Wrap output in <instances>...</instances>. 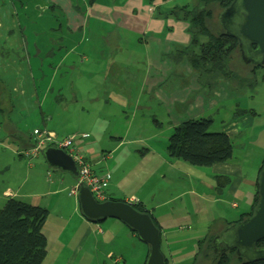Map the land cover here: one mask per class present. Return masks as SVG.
Masks as SVG:
<instances>
[{
	"label": "rangeland",
	"instance_id": "rangeland-1",
	"mask_svg": "<svg viewBox=\"0 0 264 264\" xmlns=\"http://www.w3.org/2000/svg\"><path fill=\"white\" fill-rule=\"evenodd\" d=\"M99 1L103 4L110 3V0ZM118 1L124 3L123 0ZM179 1H186L185 3L190 7L196 6L195 0ZM143 2L149 6L154 15L157 9L154 5L155 0H143ZM10 15L15 23L10 20ZM0 18L6 21L0 31V51L11 47L16 57L24 59V61L0 60V85H4L10 92L14 88V92H11L12 107L3 100L0 91V209L7 200L1 196V191L5 188H8L11 194L18 190L22 194L60 190L56 195L45 196L40 206L48 211L47 226L42 230L46 236L49 251L47 261H55V263L47 264H116L118 259L120 260L119 264H143L147 252L146 245L139 242L134 236L131 237L128 230L121 232L119 222L107 219L97 224H90L81 216L77 195L70 194L75 182L69 173L48 167L41 154L36 159L34 158L31 162L32 166L28 168L27 158H20L16 152L23 150L24 141L22 139L26 137V134L23 133L24 125L31 121L41 124L38 106L43 101V115H45L43 122L46 129L52 132L56 141H63L69 135L87 133L90 136L88 140L82 141L73 138V141L76 146H79V143L98 146L96 150L103 156L99 162L101 168L95 169V172L98 174L107 173L106 169L109 166L122 177V182L127 185V191L136 190L138 184V188H142L140 193L145 192V196L154 191V202L156 203L166 193L175 194L176 183L168 180L162 181L158 176L152 178L147 171L145 173L137 171L136 167L138 164L148 165L149 160L152 159V156L145 155V161L141 160L143 155L141 156L140 152L143 151L141 149L145 147V144L153 149H161L160 143L167 142L169 134L173 131L172 126L178 124L173 125L176 118L166 121V109L154 97L155 94L152 93L149 96L148 91L140 89L139 85L143 82L141 81L142 65L136 68L124 67L117 60L111 59L110 52H107L109 57H107V53H102L101 59H96L95 62L83 60L86 55H80L76 58L78 60L69 61L74 65V70L69 73L68 77L71 81L70 85L66 83L68 78L61 81L60 77L58 78L59 82L57 79L54 82L51 69L47 65L50 62H56L57 53L54 59L49 57L41 60L42 62L25 59L23 56L24 33L23 35L19 33V28L16 25L18 18L12 0H0ZM48 21L50 22L46 24ZM218 23L219 29L223 30L219 17L217 18ZM37 24L38 28L32 44H26V48L29 51L30 49L35 51L37 47L40 52L51 53L50 48L56 47L57 42L61 41L52 42L47 46L45 38H52V31L47 26L56 25V22L53 20L44 22L39 19ZM55 33L57 32L55 31ZM54 39L56 38L53 35L52 40ZM25 42L28 41L25 39ZM41 43L43 44L42 50L39 46ZM37 44L39 45L37 46ZM193 52L197 53L194 50L188 52L186 56H177L178 53H174L172 56L166 57V60L172 58L173 64L182 70L179 71V76H170V82L161 87V91H165L166 95L176 96V99L181 100L184 94L187 95L190 92L184 93L176 90H178L177 86L182 85L184 81L188 82L198 78L196 73L187 75V71L185 74L183 72L185 68L190 67L188 61ZM236 57L234 62L239 64L240 68L229 66L227 69L228 72H233V79L221 73L205 74L202 77V89L198 88L194 94L189 93L187 106L183 109V112L188 113L186 118L189 120L211 119L212 125L209 130L211 133H217L221 122L228 120L231 114L238 110H253L264 122V82H258L254 88L251 87L253 77L249 71L245 72L242 67L249 70L252 63L246 65L239 52L236 53ZM44 62L47 65L43 67ZM63 71L61 68V73ZM103 72L108 75L107 78L99 75ZM181 74H183L182 78ZM261 75V72H256V79L259 80ZM64 84L65 86L62 87ZM166 89L172 91L167 92ZM8 90H5L7 96L9 95ZM103 100H105L104 105ZM7 107H10L13 112H5L4 109ZM171 110H179V107L173 106ZM81 112L84 116L82 120ZM155 119L159 122H155ZM254 135H257V132ZM153 137L154 139L148 141ZM120 138L124 145L112 152L120 142ZM136 140H141V142H135ZM255 146L264 148V130ZM84 152L81 149V153ZM109 157H112L110 164ZM85 160L87 161V159ZM90 164L93 167L96 163L90 161ZM118 166L122 169H119ZM53 182L55 184H52L53 187L50 188L48 184ZM59 182L61 186H59ZM49 188L51 190L47 191ZM20 200L31 204V201L24 198H20ZM243 206L244 204L240 203L236 213L242 212ZM170 207H174V205L171 204ZM160 211L158 212L160 213ZM88 225L94 229L98 228L99 235H103L99 237L94 232L86 231ZM61 229L64 230L63 233L60 232ZM190 243L186 241L185 245L188 246ZM91 244H97L95 252L89 248ZM160 249L163 253L165 252L163 242ZM108 253L118 259H110ZM68 258L71 259L70 263L66 261Z\"/></svg>",
	"mask_w": 264,
	"mask_h": 264
},
{
	"label": "crops",
	"instance_id": "crops-1",
	"mask_svg": "<svg viewBox=\"0 0 264 264\" xmlns=\"http://www.w3.org/2000/svg\"><path fill=\"white\" fill-rule=\"evenodd\" d=\"M123 1L124 3L115 2L116 4H103V2L96 0L93 5L88 6L86 0H12V5L18 18V24L16 25L19 28V33L22 35L24 33L23 56L26 60L43 61L49 57L54 59L57 53L56 62H50L49 64L51 66L48 68L51 69L54 82H56V79L59 82L58 78L61 77V81L63 79L66 80L69 77V73L74 70V65L69 62L70 60L76 59L80 55H86L83 60L95 62L96 59H101L102 53L110 52L111 59L117 60L124 67L136 68L142 65L143 73L141 74V81L143 82L140 83L139 87L144 91H148L149 96L152 93L155 94L154 97L166 109V121L170 118H176L173 125L177 123L179 125L181 122L189 120L186 118L188 117V113L186 111L183 112V109L187 106L186 102L189 93L194 94L198 91V88L202 89L201 82L204 73L198 75L191 67L184 69V74L186 71L187 75L196 73L198 78L189 80L188 82L184 81L182 85L177 86L178 90L176 91H183L184 93L190 91L187 95L184 94L181 100L176 99V96L171 97L170 95H166L165 91H161V87L167 82H170V76L177 77L179 76V71H182L173 64L172 58L166 60V57L180 52L182 48L188 45L189 37L186 33L187 24L174 22L169 19L161 20L155 17L149 6L143 0ZM185 2L179 0H155L154 5L157 9L172 8L175 5H184L186 4ZM81 11L84 12L81 13ZM12 19V15H10V20L13 21ZM39 19H42L44 22L46 20L56 22V25L52 24L51 27L47 26L52 31V38L54 35L56 39L52 40L51 37L45 38L47 46L51 45L52 42L61 41L60 43L57 42L58 45L56 47L50 48L51 53L40 52L37 47L35 51L31 49L29 51L26 48V44H32L34 34L37 32L36 29L38 28L37 23ZM12 23H15V21ZM5 24L6 21L0 18V31ZM164 28H169L170 31L163 33ZM30 33H32V36H30ZM5 39L7 41L8 38L6 37ZM25 39L28 42H25ZM39 46L42 50L43 44L41 43ZM108 55L107 53V57H109ZM6 59L24 61L22 57H16L11 47L0 51V60L5 61ZM46 65V62H44L43 67ZM61 68L64 70L62 73ZM30 70L32 71L31 64ZM99 75H103V78L108 77L105 72ZM199 76H201V79H199ZM180 77L182 78L183 74ZM66 81L70 85V79L68 78ZM5 90L8 89L0 85L3 100L12 107L11 92H14V88L11 89V92L8 90V96ZM166 90L167 92L172 91L170 89ZM104 103L105 100H103V105ZM43 104L44 102L42 101L38 106L41 115V124L31 121L24 125L23 133L26 134V127L33 123L38 125L40 129L49 131L43 122L45 116L43 115ZM52 106H54L53 103ZM173 106L179 107V110H171ZM10 107L5 108L4 111H12ZM80 116L81 120L84 119L82 112ZM155 122H157L156 119ZM154 124L157 125L156 123ZM176 126H172L173 130ZM263 130L264 122L258 116L244 115L234 118L233 114H231L228 120L221 122L218 130V132L225 133L231 141V159L208 168H194L178 160L167 158L165 154L166 142L160 143L162 146L161 149H153L151 146L145 144V147L141 149L143 151L140 152V155H143L141 160L142 162L145 161V155L152 156V159L149 160L148 165L143 166L138 164L136 170L144 171L143 173L147 171L152 178L158 176L162 181H174L177 185L175 186L176 193H166L163 198L155 203L154 191L145 196V192L140 193L142 188L139 189L138 184L136 190L127 191V185L122 182V177L115 170L107 166L106 172L108 173L109 179L107 195L109 194L110 198L115 200H123L126 202L134 199L144 204L161 227L160 245H162V242L164 243L165 252L160 251L164 258L168 260L167 264H191L192 258L196 253V243L205 237L210 229L214 228L215 231H218L225 223L235 222L241 214L249 211L252 195L256 189L257 172L261 160L264 157V148H257L255 143L258 141ZM255 132H257V135H254ZM73 136L82 141L88 140L90 137L87 133L83 132L77 135H69L65 139ZM150 139H154V137L149 138L148 141ZM22 140L24 141L22 146L23 150L27 149L30 140L28 137ZM135 142H141V140H136ZM73 145L80 151L82 149L84 152L85 149L83 154L87 162L90 163V161H93L96 163L92 167L94 171L95 169L98 170L97 168H101V163L99 162L103 154L96 150L98 146L82 143L76 146L74 141ZM123 145L124 142L120 138V142L112 152ZM23 150L17 151L16 154L20 158L26 159L22 154ZM26 160L28 162V168H30L34 158L32 160ZM108 160L110 164L112 157H109ZM119 169L122 168L120 167ZM138 173L142 174L141 172ZM169 175L170 177L168 178ZM216 176L227 177L229 179V183L218 195L216 194L214 183V177ZM52 184L55 183H49L48 186L51 188L53 187ZM59 186H61L60 182ZM50 188L47 191L51 190ZM59 191L55 189L50 192L22 194L18 190V192L11 194L9 189L5 188L1 191V196L6 199L15 198L19 201H22L20 198H24L31 201L30 205L40 207L41 201L45 196L56 195ZM240 203L244 204L243 211L236 213ZM171 204L174 207H170ZM159 210H161L160 213L158 212ZM118 224L121 226V232L126 230L121 223ZM46 226L47 221L43 228ZM86 231L99 235L98 228L94 229L93 227H89V225ZM60 232L63 233L64 230L61 229ZM126 234L128 236V233ZM131 237L133 236L131 235ZM186 241L191 243L186 246ZM89 248L95 252L97 250V244H91ZM120 252L123 254L121 249ZM108 255L110 257L111 253H108ZM48 256L49 251L47 247L44 263H55V261L48 262ZM66 261L70 263L71 259L68 258Z\"/></svg>",
	"mask_w": 264,
	"mask_h": 264
},
{
	"label": "trees",
	"instance_id": "trees-1",
	"mask_svg": "<svg viewBox=\"0 0 264 264\" xmlns=\"http://www.w3.org/2000/svg\"><path fill=\"white\" fill-rule=\"evenodd\" d=\"M95 2L96 0H86L88 6L93 5ZM115 2L120 1H110L111 4H116ZM195 2L196 6L194 7H190L186 3L181 6L175 5L172 8L156 9L154 16L161 20L169 19L174 22L187 24L186 33L189 37V42L186 47L177 52V56H186L188 52L196 50L197 53L193 52L191 59L187 61L198 75L201 73L207 75L215 72L227 75L233 79V72H228L227 69L229 66L240 68V65L234 62L235 58H237L236 53H238L237 42L234 38L225 34L222 29H219V23L217 24V18L223 10L229 7L232 0H195ZM83 12L81 11V13ZM216 28L218 29L217 31ZM168 31H170L169 28H164L163 33ZM60 49L62 48L60 47ZM47 66L49 67L51 64ZM242 69L245 72L249 71L253 77L251 87L254 88L258 82H264V64L259 66L251 65L249 70L243 66ZM256 72L262 73L259 80L255 77ZM244 115L257 116L253 110H238V112L233 114L234 118ZM211 125L212 120L209 118L181 122L174 128L172 134L167 139L165 145L167 158L178 160L194 168H208L230 160L232 155L230 139L223 132L211 133L209 131ZM26 134V137L30 139L29 133L26 132ZM263 165L264 157L261 160L257 176ZM76 180L77 178L74 179L75 183ZM214 183L216 194L218 195L229 183V179L227 177L216 176L214 177ZM107 198L111 201L124 202L123 200L110 198L109 194ZM256 204L257 187L252 195L248 212L241 214L235 222L225 223L218 231H215L214 228L210 229L209 233L196 243V253L192 258L191 264H264V260L242 261L235 255L233 249L221 252L217 250L218 245L213 247L212 243L214 236L225 227L249 218ZM132 206L137 212L150 216L153 225L159 230L160 237L161 227L145 205L138 202ZM47 216L48 211L42 207L26 204L15 198H8L5 201L4 206L0 209V264H45L47 239L42 230ZM100 222L103 221H98L95 224ZM126 230L137 238L129 229L126 228ZM137 240L139 241L138 238ZM256 246L257 248L264 247V240H260ZM147 255L148 249L143 264ZM109 258L111 259L113 256ZM164 261L165 264L168 263L166 258H164ZM119 262L120 260L118 259L115 263L119 264Z\"/></svg>",
	"mask_w": 264,
	"mask_h": 264
},
{
	"label": "water",
	"instance_id": "water-1",
	"mask_svg": "<svg viewBox=\"0 0 264 264\" xmlns=\"http://www.w3.org/2000/svg\"><path fill=\"white\" fill-rule=\"evenodd\" d=\"M219 21L224 33L234 38L237 50L246 65L264 64V0H232L221 12ZM48 167L78 176L77 165L62 149L47 147L40 152ZM257 204L252 215L239 223L225 227L212 241L221 245V252L233 249L235 255L245 262L264 260V247L256 244L264 240V165L257 176ZM77 201L81 216L91 224L113 219L124 225L146 245L148 255L144 264H165L160 251L159 230L148 214L137 212L127 202H97L89 189L79 185ZM215 252V250H214Z\"/></svg>",
	"mask_w": 264,
	"mask_h": 264
},
{
	"label": "built area",
	"instance_id": "built-area-1",
	"mask_svg": "<svg viewBox=\"0 0 264 264\" xmlns=\"http://www.w3.org/2000/svg\"><path fill=\"white\" fill-rule=\"evenodd\" d=\"M26 132L30 135V142L29 147L22 153L25 158L32 160L47 147L62 149L71 157L78 169L77 180L70 194L76 196L79 185H84L89 189L95 201L103 202L108 199V174H98L92 169L91 164L85 160L84 154L73 146L74 136L64 139L63 141H56L52 132L40 129L36 124L32 126L28 125L26 127ZM126 202L131 205L138 203V201L134 199Z\"/></svg>",
	"mask_w": 264,
	"mask_h": 264
},
{
	"label": "flooded vegetation",
	"instance_id": "flooded-vegetation-1",
	"mask_svg": "<svg viewBox=\"0 0 264 264\" xmlns=\"http://www.w3.org/2000/svg\"><path fill=\"white\" fill-rule=\"evenodd\" d=\"M216 245H218L217 250H218V249H221V245H220V244H218V243L216 244V243H215V247H216Z\"/></svg>",
	"mask_w": 264,
	"mask_h": 264
}]
</instances>
